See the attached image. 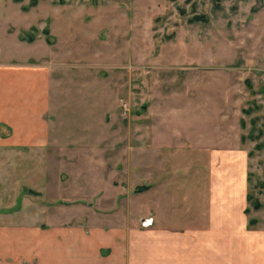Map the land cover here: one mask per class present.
<instances>
[{
    "label": "rangeland",
    "instance_id": "rangeland-1",
    "mask_svg": "<svg viewBox=\"0 0 264 264\" xmlns=\"http://www.w3.org/2000/svg\"><path fill=\"white\" fill-rule=\"evenodd\" d=\"M0 55L43 63L51 87L49 145L0 147V227L162 224L148 192L154 128L183 154L170 223H205L200 145L233 135L246 224L264 230V0H0Z\"/></svg>",
    "mask_w": 264,
    "mask_h": 264
},
{
    "label": "crops",
    "instance_id": "crops-1",
    "mask_svg": "<svg viewBox=\"0 0 264 264\" xmlns=\"http://www.w3.org/2000/svg\"><path fill=\"white\" fill-rule=\"evenodd\" d=\"M29 59L0 55V127L7 131L0 130L2 148L41 150L49 145L44 119L51 105L49 69ZM153 129L148 130L146 164L153 182L148 192L162 197L154 195L152 209L166 212L165 222L3 224L0 264H264V230L250 228L243 213L246 158L233 135L227 143L200 145L207 149L210 165L209 190H196V196H209L205 223L193 217L175 226L168 213L178 187L170 171L181 162L182 149L157 143Z\"/></svg>",
    "mask_w": 264,
    "mask_h": 264
},
{
    "label": "trees",
    "instance_id": "trees-1",
    "mask_svg": "<svg viewBox=\"0 0 264 264\" xmlns=\"http://www.w3.org/2000/svg\"><path fill=\"white\" fill-rule=\"evenodd\" d=\"M28 40H30V39H28ZM250 225V224H249Z\"/></svg>",
    "mask_w": 264,
    "mask_h": 264
}]
</instances>
